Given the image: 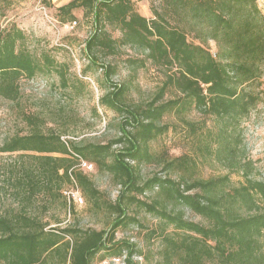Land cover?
<instances>
[{"label":"trees","instance_id":"obj_1","mask_svg":"<svg viewBox=\"0 0 264 264\" xmlns=\"http://www.w3.org/2000/svg\"><path fill=\"white\" fill-rule=\"evenodd\" d=\"M258 0H149L151 18L140 15L133 0H71L57 11L62 21L76 24L75 10L81 9L91 28L82 52L88 73H101L103 94L99 104L121 115L119 135L106 144L63 141L61 134L39 131V118L26 115L32 131L13 136L0 146V153L32 152L45 154L39 166L24 168L14 187L22 196V205L12 215L0 216V264H93L96 255L110 251L126 262L141 252L128 243H115L121 225L138 223L126 215L127 207L136 205L158 215L173 225L174 234L162 236L166 250L155 264H176L172 254H179V264H264V182L249 178L250 166L237 158L239 122L261 101L257 92L264 65V15ZM118 37L112 36L113 32ZM26 36L16 27L0 28V98L16 101L19 80L37 75L56 74L61 86L68 87L67 64H59L48 53L38 58L25 47ZM214 42L216 52L208 50ZM70 53L68 45L58 46ZM132 54L125 63L138 69L158 71L161 81L153 97L143 104L125 100L129 86L111 82L117 66L105 60L122 49ZM102 60V61H100ZM78 80V78H76ZM79 81V80H78ZM195 111L203 119L189 121L186 114ZM173 115L186 128L189 138L206 155L228 169H243V183L230 185L227 175L208 179H184L175 182L153 176L140 184L133 164L149 161V143L172 127L162 123ZM207 118L213 126L207 128ZM216 130V131H214ZM206 131V132H204ZM113 145L122 148L113 151ZM214 145V146H213ZM57 154L58 157L46 156ZM81 162L110 174L121 187L115 202L106 209L115 215L108 231L82 230L54 218L53 227L31 214L28 206L46 196L60 201L62 210L71 212V193L63 188L74 186L99 208L98 191L77 166ZM166 169L191 170L195 160L182 155L165 161ZM157 186L168 200L175 201L200 216L206 224L183 219L137 198ZM135 195V196H134ZM82 199V204L84 199ZM67 200V201H66ZM74 204H76L73 201ZM153 234V233H151Z\"/></svg>","mask_w":264,"mask_h":264},{"label":"rangeland","instance_id":"obj_2","mask_svg":"<svg viewBox=\"0 0 264 264\" xmlns=\"http://www.w3.org/2000/svg\"><path fill=\"white\" fill-rule=\"evenodd\" d=\"M70 1L0 0V28L7 30L14 26L21 30L27 38L25 47L32 55L38 58L42 52H48L57 63L67 64L66 78L67 80L69 78L68 87L65 89L54 73L37 75L31 80L21 78L19 80L20 95L16 101L0 98V146L2 142L13 136H24L32 131V127L25 121L26 115L37 116L39 131L44 134L59 133L64 142L106 144L119 135V123L122 116L99 104L103 94L101 73H88V78L85 79H81L79 75L86 64L82 49L91 28L89 21L83 17L81 9L73 11L76 24L68 19L62 21V16L58 15L57 9ZM133 2L140 15L151 18L149 0H133ZM257 6L264 15V0H258ZM112 36L117 38L118 33L114 31ZM62 45H68L70 53L58 47ZM208 50L215 54L214 42L208 43ZM131 54L129 50L122 48L117 55L108 56L105 60L112 61L117 66L116 74L111 77V82L129 86L125 100L143 104L153 97L162 78L158 71L150 67L138 69L133 78L135 66L125 63L126 56ZM262 69L263 73L256 90L260 93L261 101L248 116L239 122L235 133L240 135V143L236 148L237 158L244 166H250L249 178L258 182H264V65ZM185 118L193 122L203 119L195 111L186 114ZM212 120L207 118V128L211 129L213 126ZM162 123L172 127L167 133L149 143L151 160L133 164L139 173L140 184L153 176L179 182L181 179L185 181L208 179L220 175H227L232 187H238L243 183V169H228L206 155L203 148L192 143L193 140L189 138L186 128L177 117L166 116ZM121 148V145H113L112 150L117 151ZM182 155L192 157L196 163L195 167L191 170L176 167L166 169L165 161ZM42 156L45 154L0 153V216L12 215L19 210L22 205V196L14 187V180L23 175L24 168L36 169L42 160L39 158ZM46 156L58 157L59 155ZM91 164L93 167L89 170L82 168L81 165L77 166V169L88 176L98 191L99 208L86 200L79 189L69 186L63 188V194L74 192L77 197L84 199L83 204H74L70 199V213L68 210H62L60 201L52 202L48 196L35 200L28 206V211L42 218L44 222H48L49 226L46 228L55 226L54 218H59L62 221L61 226L71 225L82 230L108 231L115 215L106 209V205L115 202L121 187L114 182L108 172L99 170L93 163ZM137 198L147 204L157 202L156 207L159 210L182 214L186 221L206 224L204 219L183 205L168 200L157 186L145 191L142 195H137ZM126 215L135 217L138 223H128L118 227L115 232V243L132 244L135 250L141 252V255L136 253L131 257L132 264H155L161 260L166 250V243L162 236L174 234L173 225L167 224L160 216L147 213L136 205L127 207ZM258 240L262 244L264 253V234ZM114 257L116 255L112 254L111 250L103 251L96 255L93 264H99L103 260L109 261ZM120 258L122 262L119 264H128L125 250ZM178 259L179 254H172V260L176 264H179Z\"/></svg>","mask_w":264,"mask_h":264},{"label":"built area","instance_id":"obj_3","mask_svg":"<svg viewBox=\"0 0 264 264\" xmlns=\"http://www.w3.org/2000/svg\"><path fill=\"white\" fill-rule=\"evenodd\" d=\"M73 24H75V23H73ZM80 165H81L82 168H84V169L86 168L88 170L91 169V167H92L91 165L87 164L86 162H81ZM70 196H71V198L73 199V201L75 203L82 204V199L80 197H77L76 194L71 193ZM121 262L122 261H121L120 257H114V258H111L109 261L108 260H103L99 264H119Z\"/></svg>","mask_w":264,"mask_h":264}]
</instances>
